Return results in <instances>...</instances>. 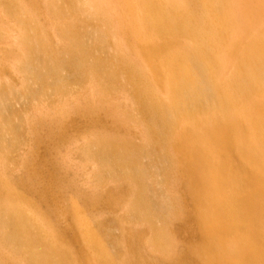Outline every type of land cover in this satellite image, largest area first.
Instances as JSON below:
<instances>
[{"label": "bare ground", "instance_id": "obj_1", "mask_svg": "<svg viewBox=\"0 0 264 264\" xmlns=\"http://www.w3.org/2000/svg\"><path fill=\"white\" fill-rule=\"evenodd\" d=\"M54 1L55 12L64 16L81 6L80 0ZM61 1L70 6L62 7ZM125 1L138 10L128 30L148 58L147 69L114 38L117 25L108 0L96 1L95 11H90L102 26L76 28L79 16L75 12L65 29L67 44L54 51L23 0H0L22 29L25 54L19 68L29 82L25 94L53 84L45 79H56L60 66L69 68L76 79L100 77L111 89L124 77L138 105L133 121L142 119L145 134L139 142L130 140L129 134L114 133L89 141L88 147L95 148L93 158L102 160L100 172L135 185L131 216L135 221L154 223L153 242L163 251H174L164 224L177 212L178 204L165 196L164 189L174 183L169 180L178 169L197 209V226L181 219L180 227L188 240H198L201 247L185 246L176 259L168 263L158 259L152 264H199L193 255L203 258L205 263L201 260L200 264H264V27L258 23L260 17L255 20L253 16L264 13V1L257 10L244 8L243 0ZM252 29L262 31L253 35ZM241 38L246 39L242 44ZM234 54L235 64L230 58ZM59 78L52 85L54 91L61 88L63 78ZM1 89L5 93L0 96L14 97L13 91ZM23 94L15 97L26 99ZM6 98L0 99V112L11 109L14 98L10 103ZM2 129L5 133L13 126L5 121ZM43 182L33 194L46 203L51 199L50 183ZM10 185H0L2 243L10 245L14 255L23 254L29 264H75L72 253L57 244L50 224L19 204ZM104 236L113 244L118 242L110 230ZM86 244L97 261L110 264L103 247L94 241ZM131 250L125 264H149L140 252V238L132 239Z\"/></svg>", "mask_w": 264, "mask_h": 264}, {"label": "rangeland", "instance_id": "obj_2", "mask_svg": "<svg viewBox=\"0 0 264 264\" xmlns=\"http://www.w3.org/2000/svg\"><path fill=\"white\" fill-rule=\"evenodd\" d=\"M78 1L76 0V3ZM96 1L98 0L79 1L78 4L81 5L79 10L75 9L79 16V20L75 22L76 28L87 30L90 28L91 30L96 26L98 28L102 26V22H99L97 18L93 17V19L92 12H90L95 11ZM243 1L244 8L257 10L259 7L261 9L259 2L264 0ZM108 2L114 11L111 14L116 19L114 25H117V28H115L114 38L120 41L126 49V54L132 56L134 60L138 59L139 63L136 62L147 69L145 66L148 58L141 46L132 40L134 38L128 30L133 22L134 14L138 12L137 8L128 6L125 0H108ZM23 3L26 8L32 9L31 11L38 19L45 38L50 43L51 51L64 47L67 44L65 34L67 23L76 16L73 8L71 13L64 16L55 12L58 6L54 0H23ZM61 5L62 7L70 6L69 3H62V1ZM9 13L0 4V31L2 32L0 37V87L6 92L7 90L13 91L15 95L24 93L26 99L17 96L16 98L13 95V100L12 94L8 97L0 96V99L7 97L9 103L13 100L11 109H2L0 112V131L1 135L5 136L0 139V185L2 183L8 186L11 184L9 189H11L13 198L29 212L42 218L45 225L50 224L57 244L72 253L75 264H89V261L91 264H104L95 258V252L86 244L89 241H94L101 248L103 247V251L110 259V264L126 263L127 259L132 256V239L136 237L140 238V252L145 254V259L149 264L155 263L154 260L158 259L168 263L176 259L185 246L186 248L190 246L193 250L201 247L198 240H188L190 238L187 232L180 227L181 219H187L189 223L191 222L190 224L197 226L195 220L197 209L194 207L191 196L186 192L184 174L179 169L177 170L179 173L172 177L173 180H169L174 183L168 185L166 190L164 189L165 196L172 198L178 206L177 212L171 215V217L174 216L164 224L167 227H165L167 233L169 232V238L171 237L170 241L173 242L171 250L174 249V251H163L153 242L154 223H151L153 225L151 226L147 220L135 221L131 216L134 212L132 201L137 195L135 185L124 178L122 180L121 177H112L109 173L100 172L102 160L100 157L98 160L97 157L93 158L95 148L88 147L89 141L91 143L96 137L106 134L114 133L118 136L126 134L134 142H139L144 137L142 119L138 118L140 121H133L138 116L134 115L138 105L128 90L127 80L124 77L119 78L111 89L110 85H107L100 77L87 76L85 79H76L74 74L68 70L69 68L60 66V74L58 73L56 79L60 81V76L63 81L59 90L54 91L52 87L56 79L46 77L45 82L52 80L53 84L48 85L49 87L46 84L43 85L34 91L36 93L27 91L25 94L24 91L29 82L19 68L21 58L25 54V46L20 39L22 29L18 21ZM253 16L254 18L260 17V20L257 18L255 20H258V23L260 22L264 27V13ZM258 27L261 28L260 25ZM261 29H252L250 33L254 35L259 30L262 31ZM145 32L142 31L141 34ZM39 41L43 45V42ZM244 41L246 39H239L240 44ZM72 48L75 49V46ZM107 50L112 51L109 48ZM230 58L235 64L236 55H231ZM43 69L45 72V68ZM0 93L3 95L5 92L0 91ZM5 121H9L13 129L5 130L4 133L2 128ZM176 177L180 181L174 179ZM43 181L50 183L49 199H51L46 203L33 194L41 190ZM17 185L21 187L18 189ZM155 186L159 188L160 184L157 183ZM87 198L91 200L95 198L96 201H89ZM192 210L193 213H191ZM106 230L111 231L112 237L118 241L116 244L104 236ZM2 244L0 247L5 246L7 250H4V247L0 248L2 249L0 250V264H12V261L13 264H16V261L17 264H24V262L29 264L23 254L14 255L10 245ZM6 251L8 253L4 254ZM85 257L90 260L86 262ZM193 257L199 264L201 260V263H205L203 258L197 259L195 255ZM6 258L9 260H5L4 263L3 259ZM180 264L184 263L181 261Z\"/></svg>", "mask_w": 264, "mask_h": 264}]
</instances>
